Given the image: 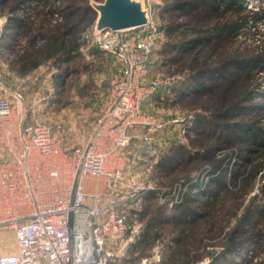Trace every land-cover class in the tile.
Here are the masks:
<instances>
[{
    "label": "trees",
    "instance_id": "16d2710c",
    "mask_svg": "<svg viewBox=\"0 0 264 264\" xmlns=\"http://www.w3.org/2000/svg\"><path fill=\"white\" fill-rule=\"evenodd\" d=\"M90 1L103 0H0L7 72L25 78L44 67L62 95L95 23ZM159 1L156 54L178 77L174 101L191 112L185 141L152 165L167 190L146 192L130 214L141 226L125 264L156 246L152 264H264V0Z\"/></svg>",
    "mask_w": 264,
    "mask_h": 264
},
{
    "label": "built area",
    "instance_id": "2783aa9c",
    "mask_svg": "<svg viewBox=\"0 0 264 264\" xmlns=\"http://www.w3.org/2000/svg\"><path fill=\"white\" fill-rule=\"evenodd\" d=\"M145 7L144 26L102 32L92 27L82 35L81 52L96 50L116 65L108 106L79 142L61 122H28L35 103L21 92L6 93L0 79L6 94L0 98V230L14 236V252L0 255V264H125L113 245L133 241L124 232L135 236L141 225L126 227L129 215L146 192L156 190L149 170L143 177L127 175L129 146L137 138L155 142L153 134L163 126L141 110L142 103L178 79L149 78V58L162 34ZM157 201L167 200L158 194ZM156 254L154 247L136 264L157 262Z\"/></svg>",
    "mask_w": 264,
    "mask_h": 264
},
{
    "label": "rangeland",
    "instance_id": "374dc122",
    "mask_svg": "<svg viewBox=\"0 0 264 264\" xmlns=\"http://www.w3.org/2000/svg\"><path fill=\"white\" fill-rule=\"evenodd\" d=\"M92 2L90 1V3ZM143 2L151 9L152 25L159 27L160 21L155 6L159 5L160 1L144 0ZM1 24L2 20L0 19V26ZM157 37L159 39L160 36ZM157 49L152 52L149 58L148 74L149 78L158 79L164 83L169 75L167 68L163 67L159 61L156 54ZM81 54L80 60H74L68 65L70 69H78L80 73L67 80L64 93L59 97H55L53 94L50 74L46 68L41 67L25 78H16L7 72L5 65L0 61V79L4 91L6 93L21 92L25 96L26 102L35 103L33 105L34 112L28 113V122L34 118L49 125L61 122L65 127L72 129L75 137H77L75 138L77 142L80 141V135L90 133L97 119L102 115L101 112L108 106L109 94L112 89L111 82L115 74V60L109 55L101 52L94 53L92 50H83ZM169 83L167 86L160 87L142 103L141 110L153 117L155 123L163 126V128L153 134L155 141L153 144L148 145L138 138L133 139L129 146V150L133 153L132 160L126 169L127 175L136 174L140 177H143V173H147L146 171L149 170L152 173L153 186L160 192L167 190V188L162 187L166 184L163 180L159 179L158 181L152 165L171 143L185 141L184 126L191 112L189 107L183 106L182 102L176 103L174 101L171 87L175 85V81ZM4 91L0 90V98L6 95ZM129 218L126 227L131 228L138 221L132 215H129ZM133 235L129 234L127 230L124 232V238L132 237L134 240L135 236ZM0 237V255L13 252V233L2 229L0 230ZM124 243L125 241L121 243L117 241L113 245V248L119 251L118 255L121 262L127 257L126 249L132 242H127L125 246ZM156 248L158 251L156 255L159 256L160 248L159 246Z\"/></svg>",
    "mask_w": 264,
    "mask_h": 264
},
{
    "label": "water",
    "instance_id": "95a60500",
    "mask_svg": "<svg viewBox=\"0 0 264 264\" xmlns=\"http://www.w3.org/2000/svg\"><path fill=\"white\" fill-rule=\"evenodd\" d=\"M90 6L96 13L93 28L98 32L140 27L149 23V9L143 0H103L92 2Z\"/></svg>",
    "mask_w": 264,
    "mask_h": 264
},
{
    "label": "crops",
    "instance_id": "0c3cea01",
    "mask_svg": "<svg viewBox=\"0 0 264 264\" xmlns=\"http://www.w3.org/2000/svg\"><path fill=\"white\" fill-rule=\"evenodd\" d=\"M82 53V52H81ZM51 83V82H50ZM1 238V237H0ZM14 252V251H13ZM13 252H11V253H13ZM122 262H124L125 263V261L124 260H122Z\"/></svg>",
    "mask_w": 264,
    "mask_h": 264
}]
</instances>
